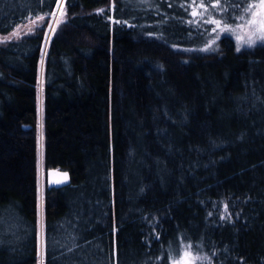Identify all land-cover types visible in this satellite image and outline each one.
<instances>
[{
    "label": "trees",
    "instance_id": "obj_1",
    "mask_svg": "<svg viewBox=\"0 0 264 264\" xmlns=\"http://www.w3.org/2000/svg\"><path fill=\"white\" fill-rule=\"evenodd\" d=\"M192 3L0 0V264H264V43L200 49Z\"/></svg>",
    "mask_w": 264,
    "mask_h": 264
},
{
    "label": "rangeland",
    "instance_id": "obj_2",
    "mask_svg": "<svg viewBox=\"0 0 264 264\" xmlns=\"http://www.w3.org/2000/svg\"><path fill=\"white\" fill-rule=\"evenodd\" d=\"M253 2V0L251 1ZM197 4L200 3V0H197ZM61 5V0L58 3V9ZM196 11L198 13L203 12V15H197L194 19H197L198 21L204 22L208 20L211 16L213 19H221L225 21L220 15L213 12V9L211 7L207 8V11H205L202 8L196 7L195 4L192 3L191 5V12ZM252 19L250 16V13L248 12L247 15L239 21L236 22H227V24L230 26L229 30H223V25H221L220 28L217 27L215 24H209L207 28H205L204 31V37L205 41L200 44L198 47L202 50L209 51V50H215L219 43V39L223 36H227L233 40L234 48L237 50L239 48H252L257 44H262L264 41L257 39V34L259 33L260 29V20L264 19V13L261 14L260 17H257V23L252 25L248 24V20ZM215 29V31H214ZM239 37V39H238ZM251 38L254 43L249 46L247 41ZM44 170L40 167V179L41 175L44 180ZM45 184V182H44ZM41 187V183H40ZM41 190V188H40ZM194 244V245H193ZM198 243H193L190 241H180L178 244L179 247L169 249V255H170V264H184L185 260L187 261V264H213L212 257L210 254H208L205 250H203L202 247L197 245ZM190 246V248L186 247ZM189 252V256L185 258V253Z\"/></svg>",
    "mask_w": 264,
    "mask_h": 264
},
{
    "label": "snow or ice",
    "instance_id": "obj_3",
    "mask_svg": "<svg viewBox=\"0 0 264 264\" xmlns=\"http://www.w3.org/2000/svg\"><path fill=\"white\" fill-rule=\"evenodd\" d=\"M58 3H59V0H58ZM193 4H195L196 7L202 8L205 11H207L208 7H211L212 9H216V8L220 7L221 6V0H213V2H211L210 4H209L208 0H200L199 4L196 3V0H193ZM237 7H239V6L237 5ZM221 10L224 11L223 8H221ZM244 11L249 12L250 16L252 17V19L248 20V24H252V25L256 24L257 23L256 18L260 17L261 14L264 13V0H253V2H249L247 4V6L245 7ZM191 15L193 17H196L197 15H203V12L198 13L196 11H193L191 13ZM238 18L243 19V17H238ZM205 22L210 23V24H215V25H217L218 28H220L221 25H223V30H229V28H230V26L227 24L226 21H223L221 19H213V18H211V16ZM259 22H260V29H259V33L257 34V39L264 41V19H261ZM214 31H215V29H214ZM4 39L6 40V39H8V37H5ZM238 39H239V37H238ZM247 43L249 44V46H251V44L254 43V41L251 38H249ZM237 50H239V48ZM186 247L190 248V246H186ZM189 254L190 253L186 251L185 258H187L189 256ZM184 264H187L186 260H185Z\"/></svg>",
    "mask_w": 264,
    "mask_h": 264
},
{
    "label": "water",
    "instance_id": "obj_4",
    "mask_svg": "<svg viewBox=\"0 0 264 264\" xmlns=\"http://www.w3.org/2000/svg\"><path fill=\"white\" fill-rule=\"evenodd\" d=\"M44 182L47 189L66 186L71 182L70 172L67 169L57 167L45 168Z\"/></svg>",
    "mask_w": 264,
    "mask_h": 264
},
{
    "label": "bare ground",
    "instance_id": "obj_5",
    "mask_svg": "<svg viewBox=\"0 0 264 264\" xmlns=\"http://www.w3.org/2000/svg\"><path fill=\"white\" fill-rule=\"evenodd\" d=\"M69 171V170H68ZM71 177V176H70Z\"/></svg>",
    "mask_w": 264,
    "mask_h": 264
}]
</instances>
